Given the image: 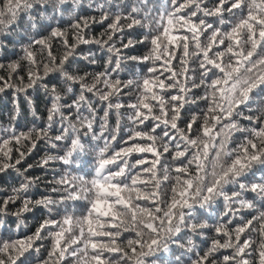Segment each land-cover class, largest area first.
<instances>
[{
	"label": "snow or ice",
	"instance_id": "6c2138e0",
	"mask_svg": "<svg viewBox=\"0 0 264 264\" xmlns=\"http://www.w3.org/2000/svg\"><path fill=\"white\" fill-rule=\"evenodd\" d=\"M5 96L0 264H264V0H0Z\"/></svg>",
	"mask_w": 264,
	"mask_h": 264
},
{
	"label": "trees",
	"instance_id": "16d2710c",
	"mask_svg": "<svg viewBox=\"0 0 264 264\" xmlns=\"http://www.w3.org/2000/svg\"><path fill=\"white\" fill-rule=\"evenodd\" d=\"M96 31H99V27L97 26ZM36 96V103L39 107L40 112L43 114V109H44V100L43 97L38 95V94H34ZM12 105H11V98L10 96H5V97H0V114L3 115V118L6 120L7 119V113L9 112V110L11 109ZM28 119H31L30 116L27 117ZM42 152L37 153L36 158L38 159L40 155H42ZM36 175H42V173L39 170H36L35 172ZM48 178H51V173H49ZM199 239H197V243H199ZM178 253V250H176ZM161 259H167L168 261H172L174 259V253H168V254H163L161 256Z\"/></svg>",
	"mask_w": 264,
	"mask_h": 264
}]
</instances>
